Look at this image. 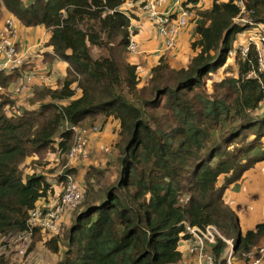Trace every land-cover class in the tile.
<instances>
[{
  "label": "trees",
  "instance_id": "trees-1",
  "mask_svg": "<svg viewBox=\"0 0 264 264\" xmlns=\"http://www.w3.org/2000/svg\"><path fill=\"white\" fill-rule=\"evenodd\" d=\"M127 1L0 0L15 23L50 32L43 43L50 52L40 65L68 64L55 85L48 84L51 75L40 65L26 60L13 73L0 72V235L27 232L31 213L50 203L55 185L40 170L50 164L48 156L62 159L61 167L66 163L77 137L72 128L102 120L104 130L112 120L118 122L115 171L111 164L104 173L113 171V180L95 191L81 182L84 199L67 212L68 231L50 238L35 231L28 253L39 244L59 255L64 244L57 264H177L183 257L180 242L190 238L187 224L215 226L234 242L233 262L248 260L264 242V219L243 231L224 195L264 161V116L256 113L264 104V72L255 46L246 56L235 47L249 27L235 23L244 16L239 0H215L199 12L189 63L174 68L161 59L146 80L127 60L132 37L131 19L122 11ZM244 3L249 19L264 24V0ZM14 38L9 32L0 46ZM93 47L108 55L94 58ZM230 54L237 73L227 67ZM224 68L235 75L215 80ZM26 71L34 76L30 89H36L29 103L41 109L10 114L19 110L8 89ZM63 178H57L58 188ZM227 247L217 239L209 248L216 264H227ZM6 258L0 254V264Z\"/></svg>",
  "mask_w": 264,
  "mask_h": 264
},
{
  "label": "rangeland",
  "instance_id": "rangeland-1",
  "mask_svg": "<svg viewBox=\"0 0 264 264\" xmlns=\"http://www.w3.org/2000/svg\"><path fill=\"white\" fill-rule=\"evenodd\" d=\"M163 1H164L163 4L165 5L168 0H163ZM220 1H223V0H220ZM176 3L178 4V1H176ZM182 3L186 4V2H182ZM181 4H179L180 8H181ZM174 6L176 5L174 4ZM180 8L178 9V11H175L174 9H170V8L169 9L172 10L174 13H178L180 11ZM191 8H193V6H189L187 8L192 15L191 17L188 18V24H187V27L185 26V29H188L192 25V21L197 20V22H199L201 19L198 13L201 11H204L202 9L201 10L196 9L195 7L193 8L194 11H191ZM139 9H140V12L144 14V16L141 13H140L141 16L139 14H136L137 16H135L132 14V11L130 9H125V13L131 19V26L133 25L135 26L137 22L141 20L142 17H144L145 19H147V21L141 22L140 27L147 30L148 27L154 26L157 29L158 31L157 33L159 35V29L157 25L153 21L148 19L149 15L147 14V12L143 11L141 8ZM185 13H188L186 8L183 9V13L181 14V16ZM251 15L252 13L244 14V16L237 18L235 20V23L238 25L240 24L250 25L249 23H244V21H250L253 23L252 20L248 19L250 18ZM10 17L11 15L4 8L0 9V38L1 39L3 38L1 37L3 33L5 34V36L8 35V31H5V23ZM15 24H16L17 34L15 35L14 39H15L16 47L19 51L17 58L21 59L20 54L21 55L26 54L25 58H23L24 60H26L28 63L40 65L44 57V52H50L49 49L43 46V43L45 42L44 40L49 38L50 32L47 31L45 27L43 26L27 28V27L22 26L19 22ZM259 24L264 25L263 23H259ZM250 27L251 26H249L248 29H246L244 32L240 33L237 36L238 39L235 42L236 43L235 47H237L239 50H243L247 46L248 38H246V36L253 29ZM181 35L182 33H180L179 37ZM0 44H1V41H0ZM260 48L263 49L261 46ZM173 50L174 48L171 50L165 49V51L163 52V56L160 54L159 59L160 60L166 59L167 55ZM187 54H189V51ZM234 54L232 55L230 54V59L227 62V67L232 66L231 68L233 72L237 73V67L234 65V60H233ZM92 55L94 58H99L102 56H107L108 52L104 48L93 47ZM260 57L263 60L262 62H264V50L261 51ZM133 58L134 56L130 57V61H132ZM159 59H155V61L158 60L159 62ZM23 63L24 62L22 60V64ZM40 66L42 70L45 71L46 74L48 72V75H51L50 76L51 78L48 84L55 85L58 80L57 78L62 79V80L64 79L65 68L67 67V64L64 61L56 60L53 64L47 63L45 65H40ZM28 73L29 71H26V75ZM234 73H230V72L228 73L225 71V68H224L220 70L219 74H217L215 78L214 77L213 78L215 80H221L226 75L234 76L235 75ZM46 74L43 76H48ZM21 82H22V78H19L16 84L13 83V86H12L13 88L10 89L13 95L12 96L13 100L14 99L16 101L18 100L16 109L19 110L20 112L10 111V114L11 113L19 114L24 111L31 112V113L38 112L41 109V106L40 105L31 106L29 103V96L31 95V92L36 90L34 88L30 89V86H34V85L29 86V82L25 80L23 81L22 86L26 88L24 90L17 92L16 90L20 86ZM35 84H37L35 86H39L38 82H36ZM256 113L264 116V104L259 110L256 111ZM101 126H102V120L94 123V125L88 121V123H86L82 128L77 127L79 130L75 131L77 133V137L74 142V145L78 143L75 148H77L79 145H81L82 148H77V150L80 151V153L77 155V159L75 162L72 163L69 160L68 155H67L66 163L61 167L60 162L62 159H60V161H57L56 158L52 156H48L47 160L50 161V164L47 165L45 169L40 170V171L41 173L45 174L46 178L49 180V182L52 185H56L57 178H59L60 174L62 177H64V175L70 176L72 178L74 185L80 184L82 182L86 184L87 187H89V184L91 183L96 188L94 189V191L99 190V188L101 187H104L106 182L110 183L113 180V176H114L113 171H115V166H114L115 160L114 159L116 157V153L114 154L112 145H104V146L100 144L97 145L96 141H94L95 138L99 139L104 132V130L101 129ZM94 128H97V130H94ZM26 163L28 167H30L29 165L31 162L27 161ZM111 164L113 165V168H112L113 171L110 170L104 173L106 168L108 166L110 167ZM259 164H262L261 168L257 167ZM263 165H264V161L257 163L255 167L252 168V170L256 174V178H254L255 179L254 181L247 182L245 175H243V177L238 182H236L231 187H229L231 190L230 193L231 192L232 193L228 195L229 190L225 193V200H227V203L239 215L240 223L242 226L241 228L243 230L250 228V226L252 225V222H251L252 220L255 222H258L260 219L262 220L264 218V167ZM26 170H28L27 171L28 173L29 172L31 173L30 169H26ZM67 170L75 171V172L74 174H71L67 172ZM102 172L104 173V175ZM87 176H90L91 182L88 181L86 183L85 181L86 178H89ZM64 180L66 181V178ZM60 184H62V182ZM98 184H99V187H98ZM84 192L85 190H83V195H84ZM48 207L51 208L53 206L52 204H48ZM49 211L50 210L48 209L47 212ZM46 213H44V215ZM68 213L67 214L62 213L60 215L59 217L60 229L57 232L51 233L48 231H41L42 235L48 234L49 236L48 238L56 234L63 236L68 231L69 229L68 227L70 226V221L68 223H65L66 218L71 219V213L70 214ZM62 215L63 217L61 219ZM64 217H65L64 223H62V220ZM36 233H37V230H36ZM19 235L21 234H9L8 236L0 235V248H2L1 252L5 251L2 254H6L7 256L6 258L7 264H57L58 261L63 259L64 254H65V248H66L64 244L61 245V253L59 255L52 254L51 251H49L44 246H40L39 244L32 252L28 253L30 241L24 240V241L16 242L14 238L15 237L17 238ZM33 239L35 240L34 237ZM260 248L261 250L262 249L264 250V242L262 243V245L253 248L251 252H256L258 256H261V254L258 253ZM262 259L264 261V256L262 257Z\"/></svg>",
  "mask_w": 264,
  "mask_h": 264
},
{
  "label": "built area",
  "instance_id": "built-area-1",
  "mask_svg": "<svg viewBox=\"0 0 264 264\" xmlns=\"http://www.w3.org/2000/svg\"><path fill=\"white\" fill-rule=\"evenodd\" d=\"M163 2V0H129V3L137 4L143 11L147 12V14L149 15L148 19L153 21L157 25L159 29V35L165 41V49L171 50L177 45L179 35L181 31L185 28V26L187 27L188 18L191 17L192 14L187 9L188 6L184 7L183 5H181L180 11L178 13H174L170 9L165 12H162L159 10V7L163 5ZM237 4L241 7L242 14H247V11L244 6V0H239ZM131 6L132 4L127 5L126 8H122V11L125 13V9H131ZM184 8H186L189 14L185 13L181 16ZM244 23H249V26H251L250 28L253 29L246 36V38H248V42L247 46L242 50V53L244 56H246V54L249 52V48L251 46H255V49L259 54L260 70L264 72V62H262L263 60L260 57L261 51L264 50V25L259 23H252L250 21H244ZM5 24L9 27V31L7 30V28H5V31H8V35L9 32H11L15 36V22L11 18H9ZM240 25L245 26V24ZM1 37L4 38L6 36L3 33ZM15 45V41L13 40L12 42H4L0 46V72L3 71L13 73L18 67L22 66V60L25 63V60L23 59L25 58V54H20L22 60L17 58L19 52H17ZM260 46L263 49H261ZM128 50L129 53L138 52V46L136 42L132 40V37ZM33 79L34 76L28 74V76L22 80L20 86L16 91L19 92L26 88L22 86L23 81L26 80L29 82V84H31ZM72 129L74 131L79 130L75 127H73ZM94 130H97V128H94ZM77 144H75L71 148L68 154V158L72 163L76 161L77 155L80 153L77 148H82L81 145L75 148ZM64 178L67 179V183L66 181H64L62 182V184H60V191L55 193L52 203H48L52 204L53 207L50 208L48 207V204H42L43 208H37L35 211H33L28 221V231L19 235L17 238L15 237L14 240L16 242L24 240L31 241L36 230L48 231L51 233L57 232L60 229V215L62 213L66 214L67 212L74 210L81 204L84 195L83 190L79 187L80 185H74L70 176L64 175ZM48 209L50 210L49 212H47ZM44 213L46 214L44 215ZM63 215L61 216V219ZM186 234L190 237L189 239H186L190 244L189 254L192 258L196 259L197 264H216L212 253H210L209 251V248L216 244L217 239H222L228 244V247L223 256V259L226 260L227 264H264V261L262 259V257L264 256V250H261V248L258 251L261 256H258L256 252H251L247 255L248 260L233 262V241L225 239L215 226L199 228L191 227L186 224ZM1 250L2 248H0V254L5 252H1ZM186 263L187 262L185 261L180 262V264Z\"/></svg>",
  "mask_w": 264,
  "mask_h": 264
},
{
  "label": "crops",
  "instance_id": "crops-1",
  "mask_svg": "<svg viewBox=\"0 0 264 264\" xmlns=\"http://www.w3.org/2000/svg\"><path fill=\"white\" fill-rule=\"evenodd\" d=\"M176 1H178V4L176 3ZM186 1L187 0H168L165 5L163 4L159 7V10L162 12H165V11L169 10V8H170V9H174L175 11H178V9L180 8L179 4H181L182 2H186ZM214 1L215 0H201L200 3L195 5V8L200 9V10L201 9L202 10H208L212 7V4ZM218 1H220V0H218ZM227 1L228 0H223L220 2H227ZM129 4H132V6H131L132 8L130 10L132 11L133 15L137 16L136 14L140 15V13H141L144 16V14L142 12H140L139 5L129 3V0L126 2V5L124 4V7L126 8L127 5H129ZM174 4L176 6H174ZM181 5H183V3ZM195 12H197V11H195ZM144 21H147V19L142 17V19L139 20L135 26L133 25L130 27V31L132 33V40L134 42H136V44L138 46V52L137 53H129L128 52L127 60L130 63L138 66V73L142 76V78L144 80H146L148 78L151 70L159 64L160 54L163 56V52L165 51V41L160 35H158V33H157L158 31L154 26L148 27L147 30L144 28H141L140 24H141V22H144ZM198 23L199 22H197V20L192 21V25L188 29L184 28L181 31L182 35L178 38L177 45L175 46L174 50L167 55L166 61L169 62L174 68H182V67L186 66L187 63H189V60H191L193 53L190 50V48H191L192 42H194V40L196 39V28H197ZM46 40H48V38ZM46 40H44V41H46ZM188 51H189V54H187ZM133 56H134V58L132 59V61H130V57H133ZM234 57H235V55H234ZM155 59H159V62H158V60L155 61ZM157 62H158V64H157ZM53 63H50V64H53ZM67 69H68V64H67V67L65 68L64 77L67 74ZM57 79H59V78H57ZM12 86H13V84L8 89L9 93H11L10 89L13 88ZM117 133H118V122L110 120L108 122V124L105 126V129H104L102 136L99 139L94 137L95 138L94 141H96L97 145L98 144H100L102 146L112 145L117 138ZM259 165L257 167L261 168L262 164H259ZM263 167H264V165H263ZM244 175H245V178L247 179V182L254 181L255 180L254 178H256V174L252 169L250 171L246 172ZM222 183H223V178L220 179L219 185H221ZM55 189H56V192L60 191L59 190L60 188H58L57 183L55 185ZM228 190H229L228 195H230L232 192L230 193V191H231L230 188H228L227 191ZM49 200H50V203H52L53 197L49 198ZM224 200H225V195H224ZM225 202L227 203V200H225ZM42 203H45V202H42ZM260 220L258 222H255L252 220L251 221L252 225L250 226V228H247L244 230L247 231V230L253 229L257 223L262 221V220L261 221ZM240 225H241V223H240ZM189 247H190V244L187 240H182L180 242L179 250L181 251V253L183 255L181 261H185L188 264H197L196 259L192 258L191 255L189 254ZM210 250H211V248H210ZM180 262L177 264H180Z\"/></svg>",
  "mask_w": 264,
  "mask_h": 264
}]
</instances>
